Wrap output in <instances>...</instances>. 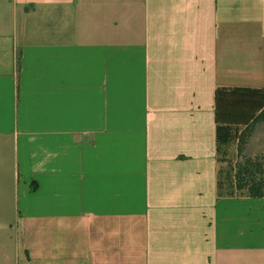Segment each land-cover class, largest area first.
<instances>
[{"label":"crops","instance_id":"0c3cea01","mask_svg":"<svg viewBox=\"0 0 264 264\" xmlns=\"http://www.w3.org/2000/svg\"><path fill=\"white\" fill-rule=\"evenodd\" d=\"M217 85L264 86V0H0V264H264Z\"/></svg>","mask_w":264,"mask_h":264},{"label":"trees","instance_id":"16d2710c","mask_svg":"<svg viewBox=\"0 0 264 264\" xmlns=\"http://www.w3.org/2000/svg\"><path fill=\"white\" fill-rule=\"evenodd\" d=\"M216 153L221 145L234 140L237 156L233 157L227 174L216 184L218 192L264 194V168L257 156L240 154L241 146L254 125L264 118V86L217 85L213 92Z\"/></svg>","mask_w":264,"mask_h":264},{"label":"rangeland","instance_id":"374dc122","mask_svg":"<svg viewBox=\"0 0 264 264\" xmlns=\"http://www.w3.org/2000/svg\"><path fill=\"white\" fill-rule=\"evenodd\" d=\"M221 149L218 152V164L220 166V176L223 178L227 174V170L232 162L231 159L237 156L235 141L232 140L227 144L221 145ZM240 154L257 156L264 168V118L259 120L249 132L241 146Z\"/></svg>","mask_w":264,"mask_h":264}]
</instances>
